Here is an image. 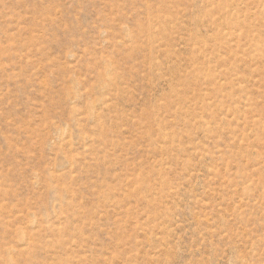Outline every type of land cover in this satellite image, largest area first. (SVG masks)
I'll return each mask as SVG.
<instances>
[{
	"label": "rangeland",
	"instance_id": "rangeland-1",
	"mask_svg": "<svg viewBox=\"0 0 264 264\" xmlns=\"http://www.w3.org/2000/svg\"><path fill=\"white\" fill-rule=\"evenodd\" d=\"M0 264H264V0H0Z\"/></svg>",
	"mask_w": 264,
	"mask_h": 264
}]
</instances>
